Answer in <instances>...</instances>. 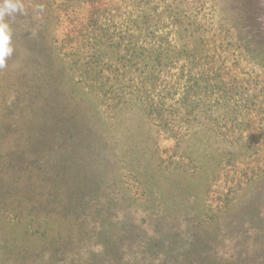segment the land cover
I'll list each match as a JSON object with an SVG mask.
<instances>
[{"label": "rangeland", "instance_id": "1", "mask_svg": "<svg viewBox=\"0 0 264 264\" xmlns=\"http://www.w3.org/2000/svg\"><path fill=\"white\" fill-rule=\"evenodd\" d=\"M19 3L0 68V264H264V0ZM89 73L99 95L82 86ZM135 104L179 120L181 154L218 176L206 201L193 182L178 197L174 141ZM80 124L93 150L73 152ZM105 139L139 173L152 164L151 196L71 197V168L94 179Z\"/></svg>", "mask_w": 264, "mask_h": 264}, {"label": "trees", "instance_id": "2", "mask_svg": "<svg viewBox=\"0 0 264 264\" xmlns=\"http://www.w3.org/2000/svg\"><path fill=\"white\" fill-rule=\"evenodd\" d=\"M85 83L82 84V86L88 88L89 94H91V96H96L99 95V91L101 90L103 84H102V76L97 74H88V76H86L84 78ZM81 84V83H80ZM142 86L144 89L145 85L144 82H138L137 86L139 87ZM143 88H141V90H144ZM188 89L192 90L193 88L190 86L188 87ZM149 90V89H148ZM148 90H144L143 92V96L146 100H148L149 97V93H151V91L148 92ZM195 93V92H194ZM199 94L201 95V92H199ZM194 97L196 98V93L194 95ZM144 103V102H143ZM217 107V106H216ZM215 106H207L206 108L210 111H212V109L216 108ZM135 108L136 109H141L143 110V114H147L148 116H154L155 119H149L147 121V123L152 122V125H155L154 123L157 121H160V124L162 123V129L164 131V136L167 139L173 140L174 141V146L171 149L172 151V155L169 157V165H174V170L173 171H177L175 172H171V174H174L173 177L176 178V181H178V183L180 182V185L176 187V190L178 191V197L179 198H184V196H186V191L189 189V184H191V182H193L194 184L197 183V185H200L199 190L196 191L197 195H202V193H205L204 196V201H206L208 199L209 193L211 192V185L212 182H215L218 178V176H214L213 174H209V178L201 177L202 171L201 169H199V167H197L194 162L191 160V158H187L186 156H183L181 154V143H182V139L183 136H181V125H179V120H177V118L174 119H165L163 120L162 116L160 118H156L155 113L157 110L155 109H148L147 107L143 108L142 106H140L139 104H135ZM190 109L193 110V115L197 116V114L194 113V109L195 107H190ZM160 112L163 111V108L160 107L158 109ZM141 117V116H138ZM147 123H144V125H148ZM150 124V123H149ZM82 128V129H81ZM85 126L84 125H78L76 128L74 127V125L72 126V128L69 130V132L67 131V134H69V139L71 140V144L73 145L74 149L73 152L75 151V145L76 146H80L83 148H86L87 150H93L94 148V144H92L91 142L86 140V137L83 138L82 134L86 133V131H88V135L90 130H84ZM137 130V126L135 124V129ZM189 131V128L187 129ZM158 136L156 138V140L153 142V146H151L149 149H147L150 152V156L149 157H154L157 160L158 163V169L157 172H162V166L161 164L165 163L164 160H162L160 158V150L158 147V141H159V132ZM93 134V132L91 133ZM189 136H192L193 134H189ZM185 137V136H184ZM78 138L80 139V144L78 143ZM73 139V142H72ZM110 144L109 145V153L108 155H105L103 158H100L99 161H101L103 167L101 168V170H97L95 172H97V175L95 176L94 174L92 175L94 177V179L89 178L90 176H88L85 173V170L82 171L81 168H75L72 167L71 170L74 172V178L72 181L75 182L74 188L71 190L70 195L72 198L74 199H82L85 198L91 201L93 198V195H97V196H103L105 200L109 198L114 197V199H118L122 202H127L128 205H134L133 200L131 199V197L128 196L127 192H132V190H134V194L137 193H141L140 196H145L148 197V194H150V196L153 194L152 192L150 193L151 189H148L146 187V184H149L152 182L151 178L149 177L150 174L147 173L146 171L149 170L151 168L152 164H149V166H144L142 167L143 171L142 173L140 171V169H138V167H134L133 166V161L129 160L127 162H125L123 160L124 157V153L127 152L128 148H120L123 147L122 144H120L119 146L116 144V146H113L112 141L105 139L104 145L105 144ZM118 143V142H117ZM119 144V143H118ZM93 147V148H92ZM117 152H123L122 154H120V157L117 158ZM73 155V154H72ZM70 155V157L72 156ZM175 158H179L178 162H175L174 159ZM117 159H120V161H118ZM187 160V162L185 161ZM41 161V159H40ZM146 160H143L142 162H145ZM115 168L116 170L119 169L122 172L121 173H115L112 171V169ZM136 168V169H135ZM132 169H135V171L138 172V177L135 178L134 176H132ZM168 171L167 168L163 169V172ZM93 171H90V174H92ZM136 172V173H137ZM170 173V172H169ZM156 174V172L152 171L151 172V176ZM157 176V174H156ZM121 177V178H120ZM125 178V179H124ZM132 179H137L136 182H134V187H127V185L125 186L124 184H120V182H122V180L128 181V180H132ZM128 183V182H125ZM137 183V184H136ZM188 184V185H187ZM183 185L186 186V191L185 192H181L183 190ZM196 186V185H195ZM203 189H205V191H203ZM196 195V196H197ZM195 199V198H194ZM202 200V198H201ZM196 200V202H200L201 201ZM77 201V200H76ZM202 202V201H201ZM78 206V204H77ZM205 207V205H204Z\"/></svg>", "mask_w": 264, "mask_h": 264}, {"label": "clouds", "instance_id": "3", "mask_svg": "<svg viewBox=\"0 0 264 264\" xmlns=\"http://www.w3.org/2000/svg\"><path fill=\"white\" fill-rule=\"evenodd\" d=\"M23 12L24 8L19 0H0V68L5 66L6 58L11 56L14 50L11 46V29L5 17Z\"/></svg>", "mask_w": 264, "mask_h": 264}]
</instances>
